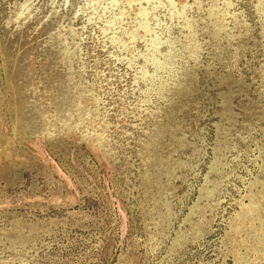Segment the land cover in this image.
I'll return each mask as SVG.
<instances>
[{
	"label": "rangeland",
	"instance_id": "obj_1",
	"mask_svg": "<svg viewBox=\"0 0 264 264\" xmlns=\"http://www.w3.org/2000/svg\"><path fill=\"white\" fill-rule=\"evenodd\" d=\"M0 264H264V0H0Z\"/></svg>",
	"mask_w": 264,
	"mask_h": 264
}]
</instances>
